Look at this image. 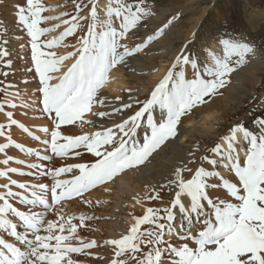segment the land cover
Segmentation results:
<instances>
[{
	"label": "snow or ice",
	"instance_id": "snow-or-ice-1",
	"mask_svg": "<svg viewBox=\"0 0 264 264\" xmlns=\"http://www.w3.org/2000/svg\"><path fill=\"white\" fill-rule=\"evenodd\" d=\"M6 3L0 0V5ZM73 3L75 14L58 16L44 15L55 9L43 0L14 5L15 25L30 45L26 72L32 77L22 83L35 82L39 110L52 127L37 129L42 139L20 123L13 111H5L28 108L27 103H0V113L7 119L6 124L0 123V137L6 140L0 143L4 157L0 159V264H84L80 257L103 261L101 249L111 250L108 264H264V119L260 118L252 120L258 133L245 122L236 123L207 151L196 145L177 157L164 183L134 198L133 209L139 205L143 214L130 213L129 227L118 238L86 239L79 234L80 228L100 217L66 215L65 203L80 199L92 208L93 201L87 197L93 191L107 190V185L129 170L139 173L153 165L183 134L182 122L222 95L221 90L231 83L234 73L247 66L256 49L234 38H220L219 51L205 48L201 59L189 47L196 39L193 33L149 96L140 99L139 90L131 88L123 97L112 96L103 92L112 83L111 73L123 67L136 74L132 58L164 39L179 14L147 32L157 17L149 0ZM85 11L87 15H81ZM51 20L62 23L42 26ZM86 20L89 23L78 46L68 55H59L55 50L65 47ZM61 27L60 35L45 38ZM129 40L131 45L126 43ZM9 44V28L0 20V93L20 97L18 86L8 79L14 75ZM68 60L74 62L65 70ZM97 107L102 110L93 111ZM89 114L97 119H86ZM86 124L99 130L75 135L63 131L66 126L83 128ZM14 127L43 149L14 140ZM241 136L247 145L243 163L238 150ZM10 149L36 162L14 158L8 154ZM84 153L94 161L47 166L57 158L79 159ZM220 168L234 173L236 182L225 178ZM70 174V179H61ZM44 178H50L51 184L42 182ZM217 189L226 190L231 200L213 198L211 193ZM165 190L172 197L165 206H145L146 201L164 204L161 192Z\"/></svg>",
	"mask_w": 264,
	"mask_h": 264
},
{
	"label": "rangeland",
	"instance_id": "rangeland-1",
	"mask_svg": "<svg viewBox=\"0 0 264 264\" xmlns=\"http://www.w3.org/2000/svg\"><path fill=\"white\" fill-rule=\"evenodd\" d=\"M8 2L6 5H0V20L5 22V24L9 28V38H10V44L9 48L12 52L11 59L13 60V69L14 72L13 76H10L8 79L10 82L14 83L15 85H22L21 88L18 90L20 91L21 95L20 97H14L12 95H5L3 93H0V103H3L4 101L14 102L17 104H20L22 102L27 103L29 105L28 108H22L18 107L16 109H11V111L14 112L15 118L20 122L23 123L25 126L30 127L33 131L37 130L40 127H52L51 121L47 120L45 116L40 112V105L37 103L39 99V94L36 93V91H32L31 89H27L30 86H35V82H32L28 85H25L22 83V79H29L31 80L32 74L26 72V68L29 66V60H30V45H27V39L23 37V33L19 32L17 30V27L15 25V10L14 5L16 4H24L25 0H7ZM14 1V2H13ZM21 1V2H20ZM188 0H149V3L154 7V9L157 12V17L152 21V23L149 25V27L146 29L147 32H151L153 28H155L157 25L161 24L165 19L170 18L171 15L177 14L178 6H184L186 5ZM11 2V3H10ZM16 2V3H15ZM44 4L49 8H54V11L46 12L44 13L45 16H58L61 13H69V14H75V7L73 0H43ZM13 3V4H12ZM106 3V0H105ZM247 4L249 9L254 11L255 15L251 18L249 14L252 15V12L248 13L246 15L247 10ZM2 6V7H1ZM104 9V3H101L100 5V18L103 20L105 19V14L103 12ZM13 10V11H12ZM180 10V9H179ZM11 12L13 15H11ZM186 12V14H185ZM6 13V15H5ZM7 14L9 16H7ZM179 14V13H178ZM264 14V0H195L191 4V8L187 11H184L183 13L179 14V20L181 22V26L183 28L178 29L179 23H176L173 29L169 32L170 34H174L176 36H179L180 42H184L189 37V31H193V33L196 34L195 42L192 43L189 47L193 52L199 53L200 58H204V51L205 48H210L213 45L214 42H218L220 38H234L240 42H247L251 46L255 47L259 50L261 53V56L259 57L261 59V65L257 67V70L254 71V74L259 76L261 78V82L254 87V83L250 80H245L243 82V87L238 91V95L235 97V109L229 111L230 114L227 112L224 115V118L222 121L215 123L217 133L216 136L212 137L215 141L219 139L220 136L226 133L227 129L231 127V125L245 122L246 125L250 128V130L257 132L258 129L253 128L252 120L256 118L264 119V21L259 24V29L253 30L251 27L249 18L253 20H260L262 15ZM5 15V16H4ZM81 15H87V11L84 13H81ZM248 16V18H247ZM6 18V19H5ZM70 18V17H65ZM189 19V20H186ZM11 20V21H10ZM264 20V19H263ZM10 21V22H9ZM197 21H199L198 24ZM9 23V25H8ZM62 21L60 20H51L47 23L43 24V27H49L52 28L55 25L61 24ZM89 23V21H83V28L82 30L78 31L77 34L73 37H70L66 40V46L62 48H58L55 51L59 55H68L71 52L74 51L73 46H78V38L84 34V31L86 30V26ZM262 24V25H261ZM64 29L61 27L57 29L56 31L50 33L46 39H51L53 36H58L62 33ZM192 33V34H193ZM21 37V38H17ZM190 39V37H189ZM126 43H129L130 45L133 43V41L129 40L126 41ZM169 44V42H167ZM22 45H27V47H22ZM184 44L177 43L173 46L175 50L181 48V46ZM148 50H146L143 53H140L137 57V59L142 60V63L138 65L136 68L137 73H141L143 71V68L146 66L144 56L148 55ZM174 54L169 51V49H165L163 52H161L158 55V66L153 69L151 72V76L154 77V81L160 80L163 78V76L166 74L167 69L170 67V63H172V58ZM133 59V58H132ZM74 61L68 60L66 62L67 65H71ZM156 69H159L158 71ZM117 77L118 79L113 80V84L110 83L111 87H123V91L114 92L111 91L109 88H105L103 90L104 93H109L112 96H124L125 90L131 88L134 89L137 86L132 85V79L130 77L129 70L120 67L115 69L111 73V78ZM187 77L191 79L193 77L192 71L189 68L187 71ZM0 79H3L0 77ZM232 80V77H231ZM262 85V86H261ZM229 86V85H228ZM227 86V87H228ZM227 87L221 90L222 95L218 96L213 103L205 106V107H213L214 111L216 113H221L223 109L226 107L225 103L223 102V97L225 96L227 92ZM152 89V88H151ZM254 89V90H253ZM255 91L254 95H250V93H253ZM250 97V99H248ZM252 99V100H251ZM250 100V101H249ZM254 100V101H253ZM241 103V104H240ZM239 107V108H238ZM204 108V107H203ZM8 111L10 110L7 108ZM201 108H198L195 110V114L200 110ZM102 109L100 107H97L93 109V111H101ZM237 110V112H236ZM240 111V112H239ZM253 112V113H252ZM195 114L193 115L195 117ZM89 116V120L95 121L97 117L92 116L91 114L87 115ZM230 120V121H229ZM242 120V121H241ZM0 121L7 122L6 117L0 116ZM200 119L195 120L191 128L199 127L200 125H206L202 122H200ZM228 121V122H227ZM224 122H227V125L224 126ZM2 123V122H0ZM219 126V127H218ZM97 127H92L89 125H84L83 128L79 126H66L63 131L65 134H84V133H92L97 131ZM215 132V128L212 132V134ZM11 134L13 136V139L16 141H22L23 144L26 147L34 146L35 148L43 149V145L39 144L37 141L30 140L27 135H25L22 130L18 128H13L11 130ZM209 139V138H208ZM204 141L206 151L210 149L212 144L215 142H208L209 140ZM187 142V140H184ZM198 140L189 141L188 143H191L192 145H199L202 142ZM6 140L4 138L0 137V143H4ZM211 143V144H210ZM186 144V143H185ZM207 145V146H206ZM209 145V146H208ZM187 146V144H186ZM208 147V148H207ZM81 152H84L83 149H80ZM9 155H12L14 158H20L24 159L25 156L21 153H19L17 150L10 149ZM3 157V155H2ZM4 158V157H3ZM245 157H241V162L243 163ZM94 157H92L90 154L84 153L79 159H67V160H61V159H55L54 162L51 165H47V162H44L49 167H59L66 164H74V163H91L94 161ZM31 162H36L35 158H30ZM13 167H17V165L13 164ZM225 178L230 179L232 182H236V178L234 176V173H230L228 169L220 168L218 169ZM70 175H66L61 177V179H70ZM44 183L51 184L50 178H44ZM132 182V181H131ZM134 184V183H133ZM97 191V190H96ZM93 191V192H96ZM117 194L113 193L112 196H109L110 199L114 200L110 202L109 212L107 213L108 219L111 221H116L118 219H121L123 215H125V211L123 208L125 207L124 202L127 201L131 205L134 203V198L138 197L135 195H131V190L127 188L124 184L119 186L116 190ZM92 194L89 195L87 198L92 200ZM213 198H220L225 200H231V197H229L226 193V190L223 189H217L216 191L212 192ZM161 195L164 197V204H167L169 199H171V195L169 196L168 193L161 192ZM165 195V196H164ZM108 198L105 196L102 199V205L101 206H95V209L92 207L91 209L86 206L80 199L73 200L71 202H66L64 206V211L66 215H72V216H78L80 214H89V215H96L101 217V212H103V205L106 204ZM168 199V200H167ZM117 201V202H115ZM161 202L158 201H152L148 204L150 205H157V207H162ZM146 206V203H145ZM88 207V208H87ZM147 207V206H146ZM113 211V212H112ZM144 211V208L137 205L134 209L131 211L127 209L128 217H130V213L134 215H142ZM94 213V214H93ZM54 218V217H50ZM102 218V217H101ZM98 219L92 222H88L87 226L84 228H80L79 234L86 238V239H96L97 232L101 233L103 235V238H108V233L111 227L109 225L103 226V219ZM78 223V221H74ZM101 227V228H100ZM109 229H108V228ZM129 227V226H128ZM104 229V231H103ZM106 231L108 232H105ZM127 230V228L125 229ZM125 233V232H124ZM102 239V238H100ZM189 246L194 245L190 242ZM104 250V251H103ZM110 249H101L100 254L105 257L103 261H97L93 260L91 257H80L81 260L84 261V264H108V261L110 260L112 253ZM104 253H102V252ZM107 251L109 253H107Z\"/></svg>",
	"mask_w": 264,
	"mask_h": 264
},
{
	"label": "bare ground",
	"instance_id": "bare-ground-1",
	"mask_svg": "<svg viewBox=\"0 0 264 264\" xmlns=\"http://www.w3.org/2000/svg\"><path fill=\"white\" fill-rule=\"evenodd\" d=\"M193 2H195V0H188L186 5H184L183 7L182 6H178L177 7L178 13L179 14L183 13V9H184V11H187L189 9V7L191 8V4ZM248 5L249 4H247V6H246L247 7L246 15L248 13L252 12V15L251 14H249V15H250L251 18L254 19V17H252V16H254L255 13H254V11L249 9ZM185 14H186V12H185ZM5 15H6V13H5ZM11 15H13L12 12H11ZM7 16H9V15L7 14ZM247 18H248V16H247ZM251 18H249V21H250V23L252 21H254L253 23H251V27L255 31V30L259 29V24L260 23L263 24V22H261V21H264L263 20L264 19V14L262 15L260 20H253ZM186 20H189V19H186ZM177 23H179L178 29L183 28L181 26L180 20H178ZM198 23H199V21H197L196 24H198ZM8 25H9V23H8ZM188 33H189V37H191L193 31H189ZM189 37L186 40H184V42L182 43V42H180L179 36H176L174 34H170L169 33L164 39H162L160 41H157L155 43V45L152 46L148 50V52H149L148 55L144 56L145 61L143 63H145L146 66L143 68V71L141 73H136V74H131L130 73V77L132 79V85L133 86H137L133 90H137V89L139 90V98L140 99H143L146 96H149L150 92L154 89L156 84L161 80L160 79V80L154 81V79H153L154 77L151 76V72L153 71V69L159 65L158 64V55L161 52H163L165 49H169V51H171V53L174 54V56L172 58V61H173L176 53L180 49L179 48V49L175 50V48H173V46L176 45L177 43H181V44L187 43L189 41ZM167 42H169V44H167ZM211 49L213 51H219L218 42H214L213 45L211 46ZM260 56H261V53L259 52L258 49H256L255 56H250L249 57V63L247 64V66L244 67L242 70H240L238 73H234L233 74L231 83L227 87V92H226L225 96L223 97V102L225 103L226 107L223 109V111L220 114L216 113L214 111L213 107L201 108L195 114V117L194 116H190V117L186 118L182 122V126L181 127H182V129H184L183 134L178 137V139L172 145L171 148L167 149L165 152L161 153L160 156H158L156 158V162L153 165L149 166L146 170H144L142 172H139V173H137V172H135L133 170H129V171L125 172L124 174H122L121 176L117 177L112 183L107 185L106 186L107 190H105V188H101V189L97 190L96 192H92L93 194H92L91 199L93 201V205H95V206H101L102 205V203H103L102 199H103L104 196L106 198H108L107 199L108 202L103 205V212H101L102 213L101 214L102 218L100 217L101 219H103V226L104 227L107 226V225H109V227H111L110 230H109V233L105 229V232L108 233V238H118L122 233L126 232L125 229L128 228L129 221L131 220V216L128 217L127 209L130 210V211L133 209L132 205L130 203H128L127 201H125L124 202L125 207L123 208V210L125 211V215H123V217L121 219H118V220H116L114 222L113 221L110 222V220H107L108 219L107 213L109 212V207H110L109 203L114 201V200L110 199L109 196H112L113 193L117 194V192L115 190L119 186L124 184L127 188H129L131 190V193H130L131 195H135V196H138L140 198L144 197L147 194V192L149 191V187L150 186L158 187L159 184H162V183L165 182L164 178L169 175L168 169H170L174 165V163L176 162V158L179 157V156L187 154L189 152V150L195 146V145H192L191 143H188L189 141H194V140L201 141V140H203L202 141L203 143L200 144V147H201L202 151H206V147H205L206 143H204V141H206L208 138H209L208 142L215 141L214 138H212V137L216 136V133L218 132L217 129H216L215 123H218V122L222 121V119L224 118V115H228V114H226L227 112L230 114L229 111L235 109V105H234L235 97L238 95V91L243 87V82L245 80L252 81L254 83V87L253 88H256L257 85L261 82V78L259 76H257L256 74H254V71L257 70V67L259 65H261V59L259 58ZM132 63H133V66L135 68H137L138 65L140 63H142V60L137 59V58H133L132 59ZM172 63H170V65ZM67 67H69V65L65 64V70L67 69ZM111 84H113V82ZM255 85H256V87H255ZM21 86L22 85H18V89L21 88ZM27 89H31L32 91H35V86H30ZM254 93H255V91H253V93H250V95H252V94L254 95ZM248 99H250V97H248ZM233 112H234V110H233ZM236 112H237V110H236ZM196 118L200 119L199 123L202 122V123H204L206 125H200L199 127H196V125H198V124H195V127L191 128L192 126H190V125L195 122ZM86 119H89V116L86 117ZM104 122L109 124V125H111L113 123L112 120H105ZM227 122L222 123L223 124L222 125L223 128H224V126L227 125ZM214 128H215V132L212 134ZM97 129H98V127H97ZM34 132H36L37 135H41L42 139L45 138L43 136V134L39 133L37 130H35ZM140 135H141V138H142V136H143V131L142 130H141V134ZM29 139L32 140L30 137H29ZM184 140H187V142H185ZM17 142L23 144L22 141L18 140ZM185 143L187 144V146H186ZM29 147L35 148L34 146H29ZM246 148H247L246 142L243 140V138L241 136L240 137V143L238 145L240 158L241 157H245ZM24 159L30 160L29 157H25ZM163 192L165 194L168 193L167 190H165ZM168 195L170 196L169 193H168ZM97 200H99V204L96 203ZM168 201H165V202H168ZM115 202H117V201H115ZM145 203H146V206H151V207H157V205H158V204L157 205L154 204V206L150 205V204H148L149 202H147V201ZM157 203H158V201H157ZM162 206H165V204H162ZM93 208L95 209V207H93ZM132 215H134V214H132ZM179 222H180V216L178 214L177 223H179ZM103 231H104V229H103ZM95 238L97 240H100V238H103V235L101 233L97 232ZM102 253H104V252H102ZM107 253H109V252L107 251Z\"/></svg>",
	"mask_w": 264,
	"mask_h": 264
},
{
	"label": "clouds",
	"instance_id": "clouds-1",
	"mask_svg": "<svg viewBox=\"0 0 264 264\" xmlns=\"http://www.w3.org/2000/svg\"><path fill=\"white\" fill-rule=\"evenodd\" d=\"M112 79L116 80L118 78L117 77H113ZM106 88H109L111 91H114V92H119V91H123L124 90L123 87H115V88H113V87H111L110 84L108 86H106Z\"/></svg>",
	"mask_w": 264,
	"mask_h": 264
}]
</instances>
